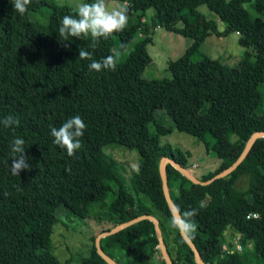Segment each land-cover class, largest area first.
Instances as JSON below:
<instances>
[{"label":"trees","instance_id":"1","mask_svg":"<svg viewBox=\"0 0 264 264\" xmlns=\"http://www.w3.org/2000/svg\"><path fill=\"white\" fill-rule=\"evenodd\" d=\"M121 1L129 17L126 27L101 38L93 49L91 36L69 37L67 46L60 41L62 18L76 15L70 5L33 0L21 15L11 0H0V120L12 115L20 121L13 128L0 124V264H59L53 241L54 225L64 224L55 215L59 205L78 220L108 223L111 227L102 233L158 213L171 263L195 264L189 244L171 226L159 169L161 160L169 158L193 173L190 153L160 138L173 128L195 137L218 161L209 180L234 163L253 132H264V9L252 15L244 8L251 3L257 11L264 0ZM202 5L224 24L222 30L197 11ZM147 10L151 15L146 16ZM158 28L191 43L167 63L168 78L143 79L152 61L147 47ZM232 32L245 48L237 64L200 54L208 37ZM132 42L115 71H90L91 61L79 59L80 49L102 60L113 56V45L126 50ZM158 109L173 126L163 127L155 117ZM76 115L87 127L81 149L69 156L53 142L50 128ZM17 137L25 140L30 170L13 175L10 144ZM114 147L134 150L137 169L105 152ZM242 179L246 184L239 189ZM166 181L175 208L199 210L197 230L188 236L203 264H264V254H257L264 245V138L253 142L233 172L208 185L194 184L170 164ZM249 213L258 217L247 218ZM236 236L240 251L233 249ZM96 238L89 239L81 264H106L96 252ZM224 243L232 253L221 251ZM158 245L149 220L99 241L115 264H165ZM69 262L66 258L61 264Z\"/></svg>","mask_w":264,"mask_h":264},{"label":"rangeland","instance_id":"2","mask_svg":"<svg viewBox=\"0 0 264 264\" xmlns=\"http://www.w3.org/2000/svg\"><path fill=\"white\" fill-rule=\"evenodd\" d=\"M58 4L70 5L76 10V6L79 3H91L92 0H55ZM109 10H123L125 2L121 0H105ZM246 8L252 15H257L263 8H259L257 11L252 9L251 3H244ZM197 11L201 13L205 18L216 21L217 28L222 30L224 24L216 19V17L210 13L206 6L197 7ZM152 11L147 10L146 16L151 15ZM35 18V16H32ZM42 23L47 24L49 21L42 17L36 16ZM54 20V18H53ZM52 21V19H50ZM238 33L232 32L227 37L216 38L214 36L208 37L200 46V54L210 57L211 59L221 60L224 64L232 66L237 64L245 52V48L238 43ZM153 41L148 45L147 50L151 57V63L144 68L141 73L143 79H161L168 78L169 73L166 71L167 63L177 59L181 56L188 45L191 43L190 39L182 34L175 32H167L163 29H154L152 33ZM133 42L130 43L126 50L118 49L119 46H112V53L117 61L121 60L125 54L132 48ZM156 119L165 128L173 126V121L165 114L161 109L155 112ZM150 131H154L153 125L149 126ZM161 143H168L172 148L178 150L188 151L190 155L187 157L188 161L192 164L191 169L194 175L201 177L202 180H207V175L211 177L214 172V167L218 164V161L214 155H207L204 151L202 144L184 132H179L175 128L164 137L160 138ZM105 152L119 161L128 163L129 166L137 169L138 155L134 150H127L120 147L108 148ZM208 177V178H209ZM246 177V176H245ZM245 179L240 180L237 183V188L245 186ZM55 215L65 224L59 222L54 225V256L59 264L64 259L69 258V264H81V258L88 254L89 245H91L90 238L92 236H99L102 231L110 228L108 223L102 222L96 223L95 220L81 221L75 218L73 215H69L66 212L65 207L59 205L55 211ZM152 216L159 217L158 213H151ZM156 218V217H155ZM232 241V240H231ZM233 242V241H232ZM249 249L253 250V244H249ZM257 254L260 256L264 254V245L258 246Z\"/></svg>","mask_w":264,"mask_h":264},{"label":"clouds","instance_id":"3","mask_svg":"<svg viewBox=\"0 0 264 264\" xmlns=\"http://www.w3.org/2000/svg\"><path fill=\"white\" fill-rule=\"evenodd\" d=\"M14 10L21 15L28 11L33 0H11ZM127 9L109 10L105 0H92L91 3H79L76 6V15H65L62 18L58 35L62 43L69 41V37L81 38L91 36V48H96L100 39H108L112 34L122 31L128 23ZM79 59L91 61L88 65L90 71L101 72L102 70L115 71L117 68L116 59L109 55L102 60H96L89 51L80 49ZM19 119L9 115L0 120L5 128L18 126ZM86 123L81 116L76 115L69 118L59 128L51 127V136L54 143L61 149H66L69 156H74L77 150L81 149V138L86 130ZM25 140L17 137L10 144L11 172L13 175H20L23 170H30L28 157L25 154ZM22 190V189H21ZM7 196L8 193H4ZM203 207V204H201ZM198 209L180 211L178 207L171 210V226L179 231L182 236L194 234L197 230L195 217Z\"/></svg>","mask_w":264,"mask_h":264},{"label":"water","instance_id":"4","mask_svg":"<svg viewBox=\"0 0 264 264\" xmlns=\"http://www.w3.org/2000/svg\"><path fill=\"white\" fill-rule=\"evenodd\" d=\"M259 138H264V132H253L250 137L248 138L247 142L245 143L243 149L241 150V154L239 155V157L234 161V163H232L228 168H226L225 170H223L222 172L216 174L215 176H213L211 179L209 180H200L198 179L194 173H192L188 168H185L183 166H181L178 162L173 161L169 158H163L159 164V169H160V175H161V180H162V194L164 196V199L166 201L167 207L169 208L170 212L173 208H175L173 206V203L170 200L169 194L167 192V181H166V166L168 164H170L172 167L176 168L178 171H180L183 175H185L187 178H189L192 182H194V184L197 185H208L211 182H213L216 179L219 178H223L227 175H229L231 172L234 171V169L240 164V162L246 157V155L249 152V149L251 147V145L253 144V142H255V140L259 139ZM142 220H149L154 224V228H155V233H156V237L158 239L159 242V250L161 252L162 255V259L164 261L165 264H172L170 261V257L168 255L167 249L165 247V242L163 240V236H162V232L160 230L159 227V221L152 215L149 214H144L141 215L137 218H132L126 222L120 223L117 226L111 228L108 231H105L103 233H101L95 240V249L97 254L99 255V257L106 263V264H115L109 257H107L100 249L99 247V241L101 238H104L106 236L112 235L117 233V231L131 225V224H136ZM184 238V240L189 244L188 246L190 247L192 253H193V257H194V261L195 264H203L198 256L197 250L194 247V242L191 240V238L187 235V236H182Z\"/></svg>","mask_w":264,"mask_h":264},{"label":"built area","instance_id":"5","mask_svg":"<svg viewBox=\"0 0 264 264\" xmlns=\"http://www.w3.org/2000/svg\"><path fill=\"white\" fill-rule=\"evenodd\" d=\"M249 217L257 218L258 215L257 214H253V213H249L247 215V218H249ZM237 239H238L237 236L235 238H233V243H234L233 249H234V251H236V250L240 251V246L241 245L238 243ZM221 251H223L225 253H232V250L229 249L228 245L225 244V243L221 246Z\"/></svg>","mask_w":264,"mask_h":264}]
</instances>
